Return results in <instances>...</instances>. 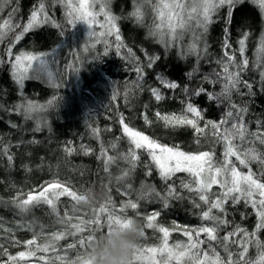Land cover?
Segmentation results:
<instances>
[{
  "label": "snow or ice",
  "instance_id": "snow-or-ice-1",
  "mask_svg": "<svg viewBox=\"0 0 264 264\" xmlns=\"http://www.w3.org/2000/svg\"><path fill=\"white\" fill-rule=\"evenodd\" d=\"M246 0H131L132 10L126 16H117L111 11V0H37L32 6L27 20L19 16L20 0H0V43L11 37L6 54L9 57L8 63L11 67V76L18 87L20 101L5 107L0 103V110L22 117L25 122L34 121L31 132L40 133L46 128L50 130L47 112L54 106L58 97L54 96L44 104L38 103L24 95L25 81L29 79L46 78L50 86L59 88L57 83L60 73L54 71L57 63L54 49L52 52L33 53L21 51L14 55L13 47L25 34L31 30L38 29L44 25H50L60 30V35H64V27L75 26L78 22H84L88 26L87 37L82 51L99 58L106 55L110 50L123 57L128 67L136 74L134 82L138 88L143 87V80L146 69H153L161 59L159 53L150 52L147 48L141 47V56L128 44L124 42L121 34L119 21L127 19L136 27L146 28L145 40H151L155 44L163 47L165 55L171 50H177V56L181 59L189 57L195 58V66L191 71L185 73L188 81L200 74V64L203 60L211 62L212 53L209 51L210 44L207 36L210 27L223 20V37L220 42V55L215 60L220 71L215 69L211 73L204 74L200 85L190 88L188 84L183 87L175 80L170 79L165 73L159 72L155 75L158 86H149L148 91L155 101L160 102L165 99V90L175 91L179 89L184 99L180 101L182 108L179 113H161L157 111L155 116L162 121L165 127H189L195 136V143L199 145L201 139L212 145L223 147L222 158H217L214 149L208 151H184L178 145L169 146L160 143L157 139L150 137L142 131L130 127L120 116L119 123L122 125L124 136L129 140V148L125 153L110 155L109 149L115 150L117 142H109L106 147L103 141L100 143V156L104 161V171L109 174L110 166L118 161L127 162L128 167L121 169L120 175L115 177L118 183L131 180L132 175L140 160L138 150L148 153L160 179L165 184L163 192L157 191L155 185L142 181L137 190L136 200L127 199L122 203L119 213L127 216V210H137L140 201L158 200L164 208L169 207L170 201L182 200L184 197L177 191L173 183H169L172 178L180 172L188 174V181L181 180L179 187L190 194H195L196 199L191 201L195 209H199V217L202 224L196 228L183 229V235L188 238V242L170 245L168 238L172 229L157 223L160 211H153L143 217L144 227L157 230L162 234L161 243L158 246L142 247L137 246L132 264L147 261L148 264H264V240L260 234L264 232V119H256L255 131L249 130V122L245 117L249 112L246 104H238L233 100V95L241 97H254V85H259V91L264 93V30L261 31L252 58L247 55L248 40L251 32L242 31L239 39L235 42L236 47L230 39L231 25L233 22L234 10L244 4ZM257 7L261 18L264 19V0H247ZM99 3V10L96 4ZM59 5L64 8V23L58 22L53 15H50V8L55 9ZM146 6L151 8L153 13L151 24H146ZM10 9L7 16L5 9ZM223 11V15H221ZM103 15L104 22L100 23L98 16ZM103 29L97 32L95 26ZM186 37L187 42L185 43ZM103 45V52L97 51V45ZM76 54H74L75 56ZM78 58V57H77ZM0 63H4L0 60ZM70 66V65H69ZM78 71V70H77ZM249 73L255 74L251 79H245ZM258 76L259 79H255ZM220 85L219 92L208 91L203 84ZM245 89L246 91H243ZM204 95L209 101L216 103L218 107H224L225 111L219 121L205 120L204 110L193 102V97ZM113 100L116 96L113 95ZM145 123L151 121L144 115ZM203 125L201 126V122ZM10 127H19L11 120L8 121ZM92 135L99 140L100 129L92 128ZM119 137H117V141ZM29 143H39L33 138ZM244 145H248L244 147ZM259 145L260 147H257ZM79 149L85 155L92 153L91 147L81 144ZM67 155L77 152V148L68 141L64 147ZM2 154L7 156L9 163L13 156L9 154L7 146L2 149ZM259 164L261 171L259 174L253 171L251 165ZM239 166H243L247 171H242ZM152 168H148L144 175L151 177ZM218 188V193H213V187ZM132 189L131 183L126 185L127 190ZM69 196L77 200L79 195L69 188L61 185L58 181L49 184L39 191L38 195L29 193L26 199L19 196L14 197L12 203L19 209L20 213H27L31 206L39 203L48 205L53 213H57V201L61 196ZM214 197V198H213ZM197 200L199 202H197ZM243 204L250 207L256 216V222L251 231L236 224L233 226L227 216L226 205ZM139 216V212L136 213ZM120 214L112 204L111 200L105 205H101L94 211V218L89 221L81 220L79 224L71 225L74 232L53 233L51 240L45 244L37 243V236L24 241L27 250L20 251L16 255L7 254V260L3 264H18V261L35 257L37 252L47 253L51 249L55 251V243L65 236H75L87 227L92 233L110 229L112 221H120ZM245 218V213H241V219ZM63 223V220L60 221ZM231 231H227L229 227ZM31 227V225H29ZM2 228V225H0ZM221 230H225L223 236L219 235ZM7 231H10L7 230ZM204 235L210 245L208 251L201 248L205 243L199 237ZM144 236V231L142 237ZM91 236L81 237L68 248H84L90 242ZM212 242L219 243L227 254L223 259L214 247ZM19 243V241H16ZM2 247V246H0ZM234 247L236 252L230 249ZM250 248L255 249V256H250ZM235 257V258H234ZM43 264L51 262L40 256L38 258ZM63 260V257H57ZM74 264V262H73Z\"/></svg>",
  "mask_w": 264,
  "mask_h": 264
},
{
  "label": "trees",
  "instance_id": "trees-1",
  "mask_svg": "<svg viewBox=\"0 0 264 264\" xmlns=\"http://www.w3.org/2000/svg\"><path fill=\"white\" fill-rule=\"evenodd\" d=\"M36 2L37 0H20L19 16L23 17L24 21L27 20L30 10ZM97 5L99 7V3ZM9 10L5 9V16ZM131 10V0H111L113 14L123 17ZM146 13L145 22L150 25L153 13L149 6H146ZM50 15H53L58 22L64 23L63 7L57 5L55 9L50 8ZM221 15H223V11ZM99 18L104 21L103 15ZM119 26L124 42L132 47L142 59L141 47L161 55L160 61L153 69H146L142 88L135 85L136 74L131 71L123 57L115 53L114 49L106 55L102 54L97 59H93L91 55L82 51L88 37L82 31L81 22L75 26L65 25L63 36L60 35L59 29L44 25L31 30L19 42L15 43L13 57L21 51L38 54L52 52L54 49L57 60L54 71L60 73V78L57 81L60 87L54 88L50 86L46 78H41L26 80L23 89L25 96L41 104L51 100L54 96L58 97L54 106L46 114L50 130L46 128L43 132L33 133L30 130L34 127V121L25 122L20 116L0 110V225H2L0 228V246H2L0 247V264L7 260L5 249L7 254L16 255L20 251L27 250L23 242L32 239L34 235L37 236V243L45 244L51 240L53 233L74 232L75 229L71 225L79 224L81 220H92L94 211L98 210L101 205L107 204L109 200L114 204L117 214L123 216V213H119L122 203L127 199L136 200L137 190L142 181L155 185L157 191H164L165 184L144 150H138L140 160L131 180L123 183H118L115 180V177L120 175L121 169L128 167L125 161H118L117 164L110 166L111 179L109 174L104 171V161L100 156L101 141L106 147L109 142H117L115 150L109 149L110 155L125 153L129 148V140L124 136L122 125L119 123L120 116L124 117L125 123L130 127L144 132L162 144L178 145L181 150L192 152L214 149L216 157L222 158L223 147L221 145H212L203 139L197 145L191 128L165 127L164 123L156 118L157 111L162 114L180 112L182 108L180 101L184 97L179 89L165 90V99L157 102L151 96L148 87L158 86L155 75L159 72H163L170 79L179 82L182 87L188 84L190 88H195L200 85L204 74L211 73L214 69L220 71L215 60L220 55V42L225 27L223 20L214 23L207 36L210 44L209 51L213 54L211 62L201 61L200 74L195 76L191 82L188 81L185 73L191 71L195 66L194 57L181 59L177 56L176 49L165 55L161 45L155 44L151 40H145L146 28L136 27L127 19H121ZM102 30L98 28L96 31ZM262 30H264V19L261 18L257 7L246 0L244 4L234 10L230 39L233 46L236 47L235 42L239 39L241 32H251L247 52L250 59ZM187 39L186 37L185 43ZM10 42L11 37L7 38L4 43H0V60L4 61V63H0V103H3L5 107H10L20 101L18 87L12 79L11 67L8 63L9 57L6 54ZM97 51L103 52L102 44L97 45ZM74 54L76 55L74 56ZM254 75L249 73L245 79H251ZM255 79L258 80L259 77L255 76ZM203 87L208 91L219 92L220 90L219 84L204 83ZM254 91L256 92L254 97L233 95V100L236 103L246 104L249 107L245 119L246 122H249L248 126L251 131L256 129V119H264V93L259 91L258 84L254 85ZM113 95L116 96L115 100L112 99ZM192 99L204 110L205 120L219 121L221 119L225 111L224 107H218L215 102L209 101L204 95ZM144 115L148 116L150 124L145 123ZM9 120L19 127L15 129L10 127ZM92 128L100 129L99 140L92 135ZM117 137H119L118 141ZM33 138L39 143H29ZM68 141H71L72 145L77 148V152L72 155H67L63 150ZM81 144L91 147L92 153L85 155L79 149ZM4 146L8 147L9 154L13 156L11 163L7 156L2 154ZM246 146L248 145H244V147ZM257 147L260 146L257 145ZM261 150L264 151V148ZM149 167L152 168L153 174L151 177H145L144 173ZM238 167L242 171H247L243 166L238 165ZM251 167L257 174L261 171L259 164L253 163ZM188 179L189 177L185 173L180 172L169 181L184 197L182 200L170 201L169 207L164 208L160 201L153 199L152 201H140L137 210H127V216H135L143 224L144 236L140 240V246L153 247L161 243V233L144 227L143 217L153 211L158 210L161 213L157 223L170 229L178 227V230L171 231L168 238L169 244H173L175 239L185 237L183 235L185 227L191 229L202 224L199 217L200 210L195 209L191 203L193 199H196L195 194H190L179 187L181 180L187 182ZM57 181L76 192L77 195L93 185L107 183L110 197L102 204L78 206L74 210L75 200L67 195L61 196L57 201L58 215L42 202L31 206L27 213H20L12 203L14 197L19 196L21 199H26L29 193L33 194L47 184ZM128 183H131L132 189L127 190V195H125ZM213 189L218 188L214 186ZM197 202L199 201L197 200ZM226 211L227 218L232 221L233 226L239 224L249 231L254 227L256 216L250 207L246 208L242 203L239 205L229 203L226 205ZM137 212H139V216L136 215ZM241 213H245L244 219H241ZM61 220L63 223L60 222ZM9 229L10 231H7ZM231 230L230 226L227 231ZM91 234L92 232L85 227L83 232L76 233L75 236H65L57 241L55 251L50 249L47 253L37 252L35 257L18 261V264H43L38 259L42 255L51 264H73L84 248L77 245V247L69 249L68 245ZM224 234L225 230L219 232L220 236ZM260 237L264 240V232L260 234ZM199 239L205 241L201 248L208 251L210 245L206 237L202 234ZM211 247H214L223 259L227 258L226 252L219 243L212 242ZM230 250L236 252L234 247ZM249 254L254 257L255 249L250 248ZM57 257L64 259L60 260ZM136 264L144 263L136 262Z\"/></svg>",
  "mask_w": 264,
  "mask_h": 264
},
{
  "label": "clouds",
  "instance_id": "clouds-1",
  "mask_svg": "<svg viewBox=\"0 0 264 264\" xmlns=\"http://www.w3.org/2000/svg\"><path fill=\"white\" fill-rule=\"evenodd\" d=\"M109 197L107 183L93 185L79 194L73 209L102 204ZM142 234L143 224L135 216H123L119 222L113 220L110 229L90 235V242L77 256L74 264H132Z\"/></svg>",
  "mask_w": 264,
  "mask_h": 264
},
{
  "label": "rangeland",
  "instance_id": "rangeland-1",
  "mask_svg": "<svg viewBox=\"0 0 264 264\" xmlns=\"http://www.w3.org/2000/svg\"><path fill=\"white\" fill-rule=\"evenodd\" d=\"M96 10H97V11L99 10V7H98L97 4H96ZM100 16H101V15H100ZM97 19L100 21V23H103V22H104V21H101V20H100L99 16L97 17ZM81 28H82V31H83L84 35L87 36V32H88L89 29H88V26L86 25V23H84V22L81 21ZM98 28H100V27H99V24L95 26V30H98ZM13 58H14V57H13ZM147 155H148V153H147ZM148 157L150 158L149 155H148ZM150 159H151V158H150ZM185 175L188 176L187 173H185ZM50 184H52V183H50ZM48 185H49V184H47L46 186L42 187L40 190H42L43 188L47 187ZM40 190L34 192L32 195H38V193H39ZM218 190H219V189H212V192H215V193H216ZM178 242L186 244V243L188 242V238H187V237H182V239H175V240L173 241V244H170V245H174V244H176V243H178ZM143 263H144V264H148L147 261H143Z\"/></svg>",
  "mask_w": 264,
  "mask_h": 264
}]
</instances>
